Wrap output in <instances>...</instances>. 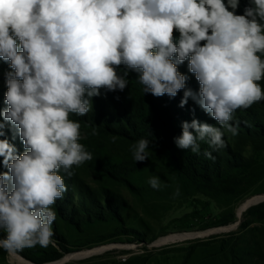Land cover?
Returning a JSON list of instances; mask_svg holds the SVG:
<instances>
[{
  "label": "clouds",
  "instance_id": "clouds-1",
  "mask_svg": "<svg viewBox=\"0 0 264 264\" xmlns=\"http://www.w3.org/2000/svg\"><path fill=\"white\" fill-rule=\"evenodd\" d=\"M238 5L239 0H0V59L11 69L7 108L0 115L25 149L17 154L7 139L0 140L8 169L0 173V230L6 234L0 249L15 255L53 243L51 206L67 192L61 169L71 177L73 166L93 159L80 143L81 123L70 115L92 111L101 89L123 91L129 72L138 73L144 94L175 98L183 90L180 107L191 99L217 122H182L177 148L199 154L201 142L213 150L226 147L225 133L237 134L233 113L264 101V0H251L242 15L236 14ZM185 61L198 92L186 87L188 77L178 70ZM150 144L141 138L131 146L135 162L148 159ZM204 155L215 159L211 151ZM148 183L156 190L162 186L158 176Z\"/></svg>",
  "mask_w": 264,
  "mask_h": 264
},
{
  "label": "rangeland",
  "instance_id": "rangeland-1",
  "mask_svg": "<svg viewBox=\"0 0 264 264\" xmlns=\"http://www.w3.org/2000/svg\"><path fill=\"white\" fill-rule=\"evenodd\" d=\"M10 70L8 62L0 59V112L7 108L4 96L7 91L6 73ZM178 70L188 77L186 87L198 92L200 85L194 74L189 72L187 61L179 65ZM120 71H123V66ZM128 79V87L123 91L101 89L100 95L92 98V111L87 115H70L71 119L81 123L80 143L92 154L93 159L79 167L73 166L71 177L61 169L67 192L63 199L57 200L51 207L56 213L53 223L55 226L56 223L59 226V222L63 223V229H53V243L46 248L36 245L15 255L0 249V264H55L68 256L96 248L98 251L72 258L64 264H129L131 258L140 255H147L145 264H170L178 260V254L172 251L174 248L206 241L215 242L216 246L221 240L231 237L238 238L252 248L254 256L251 264H264V218L240 230L246 211L238 217V209L247 199L264 194V177L249 190L243 201L235 203L236 222L225 226L215 225L222 212L230 206L232 201L229 198L215 199L185 192L168 167L160 162V154L155 153L150 145L148 159L143 162L133 160L131 146L141 136L146 139L152 131L149 124L152 117L149 102L168 120L178 116L188 122L196 119L213 126H218L217 122L193 100L180 107L183 90L175 98L166 94L155 97L143 93L138 73L129 72ZM259 83L264 87V80ZM255 106H264V101L255 103ZM237 117L238 110L233 113V119ZM0 124L4 125V135L0 136V140L7 139L17 154H22L25 151L22 141L18 134L14 135L12 126L3 120L2 115ZM93 129L96 130L95 135L92 134ZM176 131L182 134V130ZM232 136L231 133H225L224 138L229 142ZM113 137H116L115 141ZM215 152L221 154L219 150ZM248 152L252 153V149H248ZM2 160L0 157V173L8 171ZM257 160L264 166V151L257 155ZM132 173L142 182L140 191L136 187V192L133 191L128 183L127 177ZM152 176L160 178L162 186L159 190L149 185L148 180ZM102 184L107 186L106 194L110 196L109 202L113 204L115 215L113 221L96 224L93 222V214L103 216L110 212L106 202L102 201ZM138 193L142 196H138ZM262 202L264 200H260ZM81 203L87 213L81 212ZM90 217L91 226H81ZM70 221L79 226L78 230L65 227ZM238 221L240 223L236 225ZM224 228L229 229L221 230ZM186 234L196 235L161 243L166 237ZM5 235L0 230V239ZM54 255L61 257L47 261Z\"/></svg>",
  "mask_w": 264,
  "mask_h": 264
},
{
  "label": "trees",
  "instance_id": "trees-1",
  "mask_svg": "<svg viewBox=\"0 0 264 264\" xmlns=\"http://www.w3.org/2000/svg\"><path fill=\"white\" fill-rule=\"evenodd\" d=\"M250 4L251 0H239L236 14L242 15ZM148 105L152 115L149 121L152 131L146 139L151 142L150 146L154 152L160 154V162L168 167L179 182V187L185 192L193 195L203 194L215 199L227 197L232 201L215 225L225 226L236 222L237 204L235 203L243 201L249 190L264 177V166L257 160V155L264 151V106L256 107L253 104L248 109H238L239 117L233 119L234 125L238 122L237 134L229 137V142L225 140L226 147L219 149L221 154H217L206 142H201L200 153L194 154L190 149L177 148L174 142V138L181 135L176 130H182L181 124L187 120L178 116L168 120L150 102ZM122 137L125 139V136ZM248 149H252V153H249ZM205 151H211L215 159L206 158ZM133 175L134 173L127 177L128 183L133 191L136 192V188L140 191L143 187L142 182ZM101 189L100 193L104 197L102 201L106 202L110 212H106L103 216L93 214V222L96 224L113 221L115 215L113 204L109 202L110 196L106 194L107 186L102 184ZM139 193L137 195L142 196ZM81 212L87 213L83 203H81ZM263 218L264 202L251 206L245 212V221L240 225V230ZM90 219L91 217L87 218L81 226H91ZM56 224L57 226L54 223L52 225L54 231L58 227L63 229V223L59 222L61 226ZM65 227L69 230L79 228L71 221ZM172 251L178 254V260L170 264H251L254 256L250 246L234 237L223 239L216 246L215 242L206 241L188 247L174 248ZM59 257L61 255H54L47 261ZM146 257L147 255H140L131 258L129 264H145L148 260Z\"/></svg>",
  "mask_w": 264,
  "mask_h": 264
},
{
  "label": "bare ground",
  "instance_id": "bare-ground-1",
  "mask_svg": "<svg viewBox=\"0 0 264 264\" xmlns=\"http://www.w3.org/2000/svg\"><path fill=\"white\" fill-rule=\"evenodd\" d=\"M251 203L255 202V200H251L250 201ZM247 207V205L245 204H242L241 207L238 209V217H241L243 215V213L245 212V208ZM229 228H224V229H221V230H228ZM203 233V232H202ZM196 234H186V235H174V236H170V237H166L164 239L161 240V243H165V242H173V241H176V240H180V239H183V238H190V237H194ZM201 235V234H200ZM98 251L97 248L95 250H89V251H84L80 254H76V255H71V256H68L66 257L64 260L62 261H59V262H56L55 264H63V262H66V261H69L70 259L72 258H77V257H84V256H87V255H90L91 253H94ZM19 262V261H18ZM21 262V261H20Z\"/></svg>",
  "mask_w": 264,
  "mask_h": 264
},
{
  "label": "water",
  "instance_id": "water-1",
  "mask_svg": "<svg viewBox=\"0 0 264 264\" xmlns=\"http://www.w3.org/2000/svg\"><path fill=\"white\" fill-rule=\"evenodd\" d=\"M253 199L255 200V202L251 203L250 201L253 200ZM260 200H264V194H259V195H256V196H253V197L247 199V200L243 203V204L247 205V207L245 208V211H247L251 206L260 203ZM239 223H240V221H238V222L236 223V225L239 224ZM165 243H168V242H165ZM64 263H65V262H63V264H64Z\"/></svg>",
  "mask_w": 264,
  "mask_h": 264
}]
</instances>
